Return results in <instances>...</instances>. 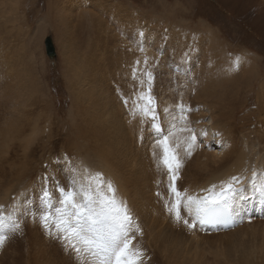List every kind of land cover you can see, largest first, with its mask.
<instances>
[{
	"label": "rangeland",
	"instance_id": "obj_1",
	"mask_svg": "<svg viewBox=\"0 0 264 264\" xmlns=\"http://www.w3.org/2000/svg\"><path fill=\"white\" fill-rule=\"evenodd\" d=\"M54 1L0 0V127L2 125L5 127L10 117H17V110L14 107L18 103H21L25 110L28 102H37L39 105L35 108V111L41 115L43 122L32 123V125H34V129L41 126L45 133L40 132L35 136L33 135L36 141H44L42 146H45L49 142L46 134L51 133L52 125L60 135L52 140L56 151H59L60 147L68 146L74 152L82 154L83 161L92 168L95 165V159L92 158L93 154L88 152V148L94 144L96 145V140L89 138L90 141H86L84 139L82 130L86 116L81 112V107L89 106L93 109V105H99L98 103L100 105L112 103L117 110L113 115H118V108L122 100H131L132 97L129 98V96L136 93L138 89L139 91L147 90V84L145 83L141 88L139 81L146 80L143 74L145 71H150L154 77L151 94L155 97V106L159 102L163 106L166 104L165 107L168 106L169 109H172L173 106L175 108V111L174 109L169 110L168 114L162 115L165 107L161 105L162 108L158 103L162 108L157 111L158 113L159 110L161 112L159 113L162 115L160 118L168 125L172 124V121H177L176 123L180 125L177 126V129L184 127L186 124L187 128H190L196 134L197 140L200 138L199 141L196 140L191 155H188L186 151L184 152L185 148L177 150L180 152L179 158H181L182 166L179 168L181 174L175 183L178 190L187 193L205 186L207 174L214 169L211 163V158L215 154L214 151L217 154L218 151L222 152L220 151L221 148L223 150L222 144L218 143L217 145L212 135L208 134L207 137L209 131L205 128L209 127L207 123L209 115L219 116L222 113L224 117L231 119L229 122L236 131L237 144L241 143L247 132H252L254 128L258 127V123L252 122H255L261 116L257 104L261 101L256 100L258 92L264 87V0H56L60 4L58 7L62 8L59 9L61 20L56 19L54 12L51 13L49 10V7H52L49 5ZM84 1H86V4ZM114 2L120 7L127 8V15L130 14V17L121 14L123 20L119 22L122 29L116 26L115 16H112V13L107 15L105 12L110 9L109 3L114 4ZM89 8L90 11L87 10ZM139 17H144L143 19L146 21H139ZM47 36L51 37L55 47L56 58L54 62L48 60L49 58L45 53L44 39ZM202 39L207 40L206 54L205 56L203 54V57L197 44ZM94 46L96 47L94 48ZM70 54L81 58L83 62L85 60L87 64L83 69L87 70V66L88 68L90 66L95 68H91L94 75L88 71H91L90 68L86 73L82 67L78 68V66H75L76 69L71 70L73 66L68 59ZM82 60L79 61L82 62ZM92 60L96 61L95 64H90L94 63ZM136 61H140L138 66ZM134 68H137V78L135 80L133 79ZM244 71H247V75L243 80L241 73ZM19 73L23 74H21L22 79L20 78L23 81L22 84L28 87L26 96L20 95L17 81L13 80L16 79V75ZM207 76L210 77V81L213 79L209 85L206 84ZM218 76L225 79L228 76L232 77V84L240 85L235 89L237 96L230 100L232 98L230 93H222L218 87L220 86L217 82ZM225 79H222V85ZM26 81L27 83H25ZM244 82L247 83V87H244ZM202 84L206 87H203ZM70 85L72 86L70 87ZM79 87L83 92L79 91ZM201 87L207 88V90L203 88L201 90ZM76 88L79 90L77 91ZM86 89L92 94L84 91ZM105 89L108 97L105 95ZM80 92L81 94L85 92L82 95L83 97L79 96ZM200 92H204L203 97L202 95L199 97L198 93ZM32 94L34 97H32ZM91 95L90 99L89 96ZM104 95L109 100L105 101ZM118 98L121 100L118 101ZM79 100H83L85 104ZM171 101L174 104H170ZM214 102L217 104L215 108ZM219 102L222 105L221 107L218 105ZM129 104L131 103L129 102ZM178 104L186 105L185 107L188 109V112L185 113L186 120L183 123L180 120L179 109L175 107ZM158 105L156 107H159ZM12 109L16 112H12ZM125 111H122L121 117L134 113V111L133 113ZM186 121L187 123H185ZM249 121H251V125ZM195 122H197V125ZM90 126L91 129L90 127L89 129L93 131L95 125H93L94 127ZM40 128L37 130L39 131ZM211 129L213 134L218 133L217 127L213 129L212 126ZM178 132L180 137L177 135ZM177 133L179 140L182 139L183 141L184 139L186 141L190 136L187 131H177ZM60 140L61 146H59ZM205 140L207 141L205 142ZM36 141L34 140L33 143H36ZM151 141L149 140V143L153 142ZM145 144L146 140L141 143L139 148ZM182 144L181 142V146ZM184 146L186 147V145ZM95 147L98 148L97 145ZM40 148H37L34 153L36 155L34 175L42 174V171L46 169L41 163L46 158L48 149ZM80 152L87 154L83 155ZM161 156L162 151L159 160L156 159V162L152 163L156 164L158 161L160 162L159 165H163L160 159ZM204 157L208 159H204ZM22 159L23 153L20 157V160ZM29 161L33 163L31 156ZM145 161L147 163L142 166L153 165L150 164L149 160L145 159ZM98 169H101L100 165ZM91 170L93 174L98 173L96 168ZM153 174L155 177L151 176ZM156 174L160 178L162 175L163 178L158 179L159 176L156 177ZM166 175L162 174L160 168H155L151 173L144 175L149 187L153 185V189L151 187L152 191L148 186L146 189L152 192L151 194L148 191L151 195L155 193L153 196L148 195V192V194L146 193L149 200L152 197L156 201L161 200L162 197L166 199L163 200L162 198L161 201L158 200L157 202H154L153 199L152 203L149 202V206H152L153 212L156 213L150 232L144 230L141 224L134 222L142 230V236L140 233L138 235L135 232L133 233L136 238L141 237L138 238V244L135 238L133 245L142 251L144 250L143 264H170L169 260L171 264H249L247 263V257L252 255L255 249L253 247L260 242L259 238L255 239L254 237L264 234V217L252 215L250 222L238 225L228 234L198 233L193 227L190 228L183 222V220L189 222L183 208L181 209L183 220L180 222L176 218L174 220L173 213L168 211V207L173 202V194L170 192L171 175L168 172H166ZM194 176H196V179ZM35 177L37 178V176ZM159 181H161L160 187L163 188L162 190L166 189V191H160L161 188L158 189L159 185H157V188L155 187V184L160 183ZM35 193L37 194V192ZM159 193H162V197ZM27 199L29 204L25 205L26 211H21L26 220L23 238L9 241V251L15 253V257L18 258L14 264L24 263L27 255H31L32 258L33 250L29 248L33 240V229L36 233L39 232L40 235L37 240L46 244L47 256L51 257L55 264H66L67 261L68 264H91L90 257H78L73 250L69 252L65 248L66 241L61 235L53 232L54 225L51 228L52 234H50L49 229L45 228L40 218L44 213L43 209L46 210L41 196L38 197L33 194L32 201L29 197ZM33 225L37 229L33 228ZM250 227L255 228L253 236V229ZM152 231L155 232L154 235H152ZM148 234L154 237L151 243L146 240ZM190 234L199 235V238ZM30 238L31 240H29ZM167 247H173L175 250L168 248V251H166ZM175 254H177L176 259L173 258ZM31 258L26 263H30ZM60 260L61 262H59ZM255 262L252 264H255ZM5 263L3 262V264ZM260 263L264 264L262 260Z\"/></svg>",
	"mask_w": 264,
	"mask_h": 264
},
{
	"label": "bare ground",
	"instance_id": "obj_2",
	"mask_svg": "<svg viewBox=\"0 0 264 264\" xmlns=\"http://www.w3.org/2000/svg\"><path fill=\"white\" fill-rule=\"evenodd\" d=\"M84 3L86 4V1H84ZM59 5L60 4L57 3V1L55 0L54 3L52 2L49 5V6L53 7V8L49 7V10L51 13L54 12V14H55L54 16L56 19L61 20V18L59 17L60 16L59 15V9L61 7L59 8L58 7ZM109 6H110L109 11L108 12L105 11V12L107 13V15L112 13V16H115V20L117 22L116 26H118L119 28L121 27V29H122V25L120 24V22H122L123 18L121 16V14L123 13V16L127 15L128 9L124 8V7H120L119 5L115 4V2H114V4L109 3ZM87 10L90 11V8ZM69 12H71V11H69ZM127 17H130V14H128ZM143 18L139 17V21L145 22L146 20H144ZM56 35H57V33H56ZM97 38H98V36H97ZM206 41L207 40L202 39V40L198 41V43H197L200 52H202V57H203V54H204V56L206 54L205 53ZM52 44H53V41H52ZM97 45H98V43H97ZM53 46H54V44H53ZM95 47L96 46H94V48ZM65 50H67V49H65ZM71 54H72V52H71ZM71 54H70V57L68 56V59L71 61V65L73 66V68L71 70L76 69L75 66H78V68L82 67V69L86 67L87 63H85V60L83 62V60L78 57L79 60H82V62H81L78 60V58L76 56H73V55L71 56ZM91 55H94V54H91ZM65 57H67V56H65ZM93 57H96V56H93ZM55 58H56V56H55ZM55 58H53V59L49 58L48 60H50L51 62H54ZM89 59H91V58H89ZM69 60H67V61H69ZM95 60H97V59H95ZM92 61H94V60H92ZM95 62L96 61H94V63L92 62L90 64H95ZM99 63H101V62H99ZM97 65H99V64H97ZM89 68L91 69L93 67L90 66ZM89 68L87 66L86 69L88 70ZM93 69H95V68H93ZM93 69H91V71L90 70H88V71L93 73L94 72ZM83 70H85V69H83ZM87 70H85V73ZM68 71H69V69H68ZM241 71H243V70H241ZM21 74L22 73H19L18 75L15 74L16 79H13V80L17 81V87L20 91L19 92L20 95L26 96L28 87H27V85L24 86L22 84L23 81H21V79H22ZM80 74H82V73H80ZM241 74H242V79L244 80V77L246 78L247 71H244ZM92 75H94V73ZM224 76H225V74H224ZM90 77H92V76H90ZM205 78H206V76H205ZM222 79H225V78H221L220 76L217 77V82L220 85L218 87L220 88L222 93H225V94L230 93L231 94L230 97H232V98H230V97L229 98L231 100L235 96H237V93H236L237 91L235 92V89H237L240 85L232 84L233 78L229 77V76L226 77L225 80H223V85H222ZM212 81H213V79L210 81V77L207 76L206 84L209 85L210 83H212ZM25 83H27V81ZM33 85H35V84H33ZM71 86L72 85H70V87ZM204 86L205 85H203V87ZM203 87H201V90ZM244 87H247V83H245V82H244ZM14 88H15V86H14ZM79 88H80V90L76 88L77 91L78 90L82 91L81 87H79ZM226 88H229V89L226 90ZM263 88L258 92L257 100H256V101H261V102L257 103L258 104V110H259V112H261V116L259 117V119L255 120V122H252V123H258V127L254 128V130L252 132L251 131L247 132L246 136H244L245 138H243L241 140L240 144H237V139H235L236 131L234 128L231 127L230 122H229L231 119H229V117H224L222 115V113H220L219 116L209 115V121L207 122L209 127L205 128L209 131V133L207 132V137H208V134L212 135V137L215 138V142L217 143V145H218V143L222 144L223 150L221 148L220 151H222V152L218 151L217 154L214 151V153L216 155L214 154L213 158H211V163L213 164L214 169H212L207 174L206 179H205V181H207V183L205 184V186L199 190H197V189L191 190L190 189L191 191H189L187 194L191 195V196H195V197H204L206 195H209V193L206 191V189L211 188L212 185H216L217 190H218L219 187L221 186L222 182H227L232 176L244 177L245 178L244 179L245 187L243 189V192L238 194V196L234 199L232 207L230 208L233 211V214L235 217V224L233 225V227L231 229H229L227 231H223L221 229V227H216V228L211 229V230H207L206 228H201L199 226L200 220L196 218L195 214L190 215L186 210H184L186 212V217L189 219L190 224L195 225V226H193V228L195 231H198V233L199 232L200 233L201 232H216V233H220L222 235L228 234V233L232 232L238 225H240L242 223H248V221L251 220L252 215L257 216V217H261V216L264 217V197H262L261 194L256 190V188H254L252 186V184L249 183V179L251 178L253 169H255L257 171V177H256L257 183L260 179L261 170H264V89ZM205 89L207 90V88H205ZM16 90H17V88H16ZM87 90L88 89H86L84 91H86L87 93L90 92L89 90L88 91ZM209 90H211V89H209ZM105 91H106V89H105ZM137 91H136V93L129 96V98L132 97L131 100L130 99L128 100L131 104H129V102H128V105L126 106L124 103V100H122V103H121V105H119V108H118V115H113L114 113H116L115 111H117V110H116L115 106H113V104L109 101L108 102L111 104H109V105L108 104H105V105L101 104L100 105V103H98L99 105H97V104L93 105V107H94L93 109H92V107H89V106L81 107V112L86 116V118H84L86 120H85L84 125H83L82 133H83V135L85 137L84 139L86 141H90L89 138L96 140V145L98 148L96 149L95 144H94L95 146L89 145L90 148H88L89 149L88 152L92 153L93 154L92 158L95 159V161H94L95 165L92 168L93 169L96 168L98 173L103 174V178L105 180H110L113 183L114 187L117 190V192H116L117 198L123 202H126L127 207L130 209L131 214L134 218V222L137 224H141V226L144 230L150 232L152 229V221H153L154 215L156 213L153 212V207L149 206V202L152 203L153 199L155 202L156 199L154 197H152V199L149 200L148 195L152 194L151 187L153 185H150V187H149V185H148L149 183L147 184L146 178L144 179V175L151 173L153 170H155V168L156 169L160 168L161 172L164 176H167L166 172H168V171L164 165H159L160 162L157 161L156 164L159 165L157 167L154 166L156 164L152 163V162H156V159L159 160V156H160V153L162 150H161L160 146L157 145V143H156L157 137L155 136L154 131L151 128V121L145 119L142 122L139 114H135V115L134 114H130V115L128 114V113H133V111H134L133 106H132L133 100H135L137 94L141 90L139 91V89H138ZM213 91H211V92H213ZM231 91H232V93H231ZM90 93H88V94H90ZM83 94H81V92H80V95L79 94L78 95L82 96ZM198 94H199V97L201 95L203 97L204 92H200ZM105 95H106V97H108L107 91H106ZM105 95L103 96V98H106ZM182 95H184V93H182ZM32 97H34L33 94H32ZM89 97L91 99L92 95ZM121 97H122V95H121ZM126 97H128V96H126ZM178 98H179V96H178ZM107 100H109V98L108 99L106 98L105 101H107ZM119 100H121V99L118 98V101ZM79 101H81V100H79ZM172 102L173 101H171L170 104ZM13 103H15V101H13ZM83 103H84V101H83ZM158 103L159 102H157L156 106L158 105ZM168 104L169 103H167V105ZM172 104H174V103H172ZM38 105L39 104L37 102H31L30 101L26 104V109L24 110L21 103H18L16 105V107H14L17 110V117H10L8 119V121L6 122L5 127L1 124L2 127H4V128H3V130L0 131V216H2L4 218V220H3V224H4L3 234L6 236V240L4 242V245L2 247H0V264H3V262L5 263V261H6L5 264H14L18 260V258L15 257V253H13L12 251H9V243L11 242V240H18V238H23V231H24V225H25L26 220L24 219L25 216H23L21 211L22 210H23V212L26 211L25 205L29 204L27 197L31 198V201H32L33 194H35V196H38V197L41 196V199H42L44 191H49L50 193L53 194L52 195L53 208L50 211L52 213H54L55 207L59 206L58 205L59 193L57 191L56 186L70 185L74 174H79L81 172H88V173L93 174V172L91 170L92 168L89 167L88 164L83 161L84 157L82 156V154L74 152V150L69 148L68 146L60 147L59 151H56V149L54 147V142H52V140L55 139L57 136H60V135L57 131H55V127L53 128L52 125H51V128H52L51 133L48 132V134H46L47 135L46 137L49 139V142L46 143L45 146H42L44 141H41V140L36 141V139L33 137V135L35 136V135H37V133H40V132L45 133L44 129L41 126H40L41 128L38 127V128H40V130L38 131L37 130L38 128L34 129L33 128L34 125H32V123H42L43 122L41 115H39L35 111V108ZM159 105H160V103H159ZM165 105L164 106L162 105V106L165 107ZM216 105H217L216 102H214V108L216 107ZM218 105L220 107L222 106L220 104V102ZM160 106L156 107L157 111L159 108L162 107V106L161 107ZM167 107L168 106H166L165 108H167ZM173 107H171L172 109H169V108L168 109L169 110L174 109V111H175V108H173ZM175 107H177V106H175ZM30 108H31V110H30ZM40 109H41V107H40ZM123 110L124 111L126 110L128 112L127 113L128 115L123 116L125 118L121 117ZM37 111H39V110H37ZM12 112H16V111L13 110ZM163 112H164V110H163ZM163 112H162V115L165 114ZM214 112H215V110H214ZM34 113H35V115H34ZM78 113H79V110H78ZM159 113H161L160 110H159ZM159 113H158L159 123H160L161 127L165 130V132H167L170 125L165 124L167 122H164V120L162 118H160V116H162V115ZM200 113H201V110H200ZM210 113H212V112H210ZM126 116H128V117H126ZM200 116H201V114H200ZM175 117H177V116H175ZM176 119H174V120H176ZM187 119H188V117H187ZM168 122H169V120H168ZM174 122L175 121H172V123H174ZM176 122H175V124H177ZM182 123H183V121H182ZM185 123H187V121ZM193 123H194V121H193ZM196 123L197 122H195V124ZM245 123H246V121H245ZM250 123H251V121H249V124ZM90 125H92V126L95 125V128L93 129V131L90 130L91 129ZM178 125L179 124H177V126ZM200 126H202V125H200ZM212 126H213V129H215L216 127L218 128V133L213 134V131L211 129ZM2 127H0V129ZM89 127H90V129H89ZM198 127H196V129H198ZM179 128H181V127H179ZM194 129H195V127H194ZM199 130H201V129H199ZM27 132H29V133H27ZM89 132H90V135H89ZM87 133H88V135H87ZM214 133H215V131H214ZM178 134H179V132L177 133V135ZM99 137H101V138H99ZM202 138H203V135H202ZM199 139L197 141H199ZM34 140L36 141V143L34 142L35 144L33 143ZM144 140H146V144L143 147L139 148L141 143ZM149 140H152L153 142L151 141L152 143H149ZM180 140L184 145H186L184 143L185 139H184V141L182 139H180ZM208 140H209V138H208ZM206 141L207 140H205V142ZM60 142H61V140L59 141V146L62 145V143H60ZM183 144L180 147L181 148L180 150H183L184 148H186ZM76 146H77V144H76ZM40 147L42 149H44V148L48 149L46 158L41 163L46 169L42 171V174L34 175V167H35V161L34 160L36 157V155H34V153L36 152L37 148H40ZM88 149H86V150H88ZM184 152H185V150H184ZM22 153H23V159L20 160ZM80 153H83V152H80ZM153 153H155L156 155L154 156ZM84 154L85 153H83V155ZM30 156L33 160V163H30V161H29ZM203 156H205V155H203ZM187 157H189V156H187ZM209 157H210V155H209ZM206 158L207 157H204V159H206ZM145 159L149 160L151 162V163L150 162L149 163L153 164V165L142 166L143 164L147 163V161H145ZM99 165H100L101 169H98ZM75 168L77 169L76 171H75ZM164 170H166V171L164 172ZM155 173H157V172H155ZM180 174H181V172L179 169L178 176ZM35 176H37V178ZM151 176H154V174ZM158 176L159 175L156 174V177H158ZM195 177L196 176H194V178ZM162 178L163 177L161 175V178L159 176L158 179H162ZM150 179H152V178L150 177ZM154 179H155V181H157L156 178H154ZM192 180H194V179H192ZM159 182H160L159 184H155L156 188H157V185H159L158 189L161 188L160 187L161 181H159ZM162 182L164 183V181H162ZM157 183H158V181H157ZM163 183H162V186H163ZM147 186L149 187V189L151 191L146 189V188H148ZM156 188H155V190H156ZM152 189H153V187H152ZM162 189L163 188H161L160 191H164V190L166 191V189H164V190H162ZM148 191H150L151 194ZM35 192H37V194ZM143 192H145V193H143ZM158 192H159V190H158ZM202 193H204V194H202ZM156 194L158 195V193H156ZM159 194L161 196L162 193H159ZM153 195H151V196H153ZM151 196H150V198H151ZM161 197H156V198H161ZM147 198H148V201L146 200ZM162 198H161V200H162ZM164 199H166V198H163V200ZM173 199H174V197H173ZM158 200H160V199H158ZM151 203H150V205H151ZM43 205L45 206L44 203H43ZM41 208H43V207H41ZM154 208H157V207H154ZM37 209H38V207H37ZM39 211H38V214H39ZM44 211L45 210L43 209V212ZM33 214H35V213H33ZM15 223L19 224V228L16 230H13L12 226ZM186 226H188V225H186ZM33 228L37 229L34 225H33ZM250 228L253 229V232H252V236H253V234L255 232V228L254 227H250ZM237 229H239V228H237ZM190 231H191V229H190ZM53 232H56L55 227H53ZM154 234H155V232L152 231V235H154ZM194 234H196V233L194 232ZM39 235H40L39 232L36 233V231L33 229V240H32V243H30L31 247L29 248V249L33 250L32 258H31V255H27V257H25L24 263L18 262L16 264H25L30 258H31L30 263H26V264H55L54 260L51 257L47 256L46 248H45L46 244L41 243L39 240H37V237H39ZM137 235H138V233H137ZM140 235H141V233H140ZM190 235L193 236L192 234H190ZM194 236L197 238L199 235H197V236L194 235ZM135 238H136V236H135ZM138 238H139V236H138ZM138 238H136V240H135V241H137V244L139 243L138 240L141 237L139 239ZM254 238L255 239L259 238L260 242H258V244L253 247V248H255L254 252L252 253V255L247 257V263L252 264L254 261H256L257 263L255 262V264H261L260 263L261 260L264 263V234L257 235ZM168 239H169V236H168ZM29 240H31V238ZM146 240L148 243H151L154 240V237H152L150 234H148ZM162 245H164V244H162ZM65 248L67 250H69V252L72 251V248L68 245L67 242H65ZM168 248L174 249L173 247H167L166 251H168ZM165 254H166V252H165ZM181 255H183V254H181ZM176 257H177V254H175L173 256L174 259H176ZM58 259H57V261H58ZM59 262H61V260ZM67 262H65V263L68 264ZM169 262L171 264L170 260H169Z\"/></svg>",
	"mask_w": 264,
	"mask_h": 264
},
{
	"label": "snow or ice",
	"instance_id": "obj_3",
	"mask_svg": "<svg viewBox=\"0 0 264 264\" xmlns=\"http://www.w3.org/2000/svg\"><path fill=\"white\" fill-rule=\"evenodd\" d=\"M139 63L140 61H136L137 66ZM136 72L137 68H134V80L137 78ZM143 75L146 80H140L139 84L143 88L146 83L147 90L140 91L133 100V114H139L142 122L145 119L151 121V128L157 137L156 143L162 150L160 159L171 175L170 192L174 197L168 211L175 215L177 221L183 220L182 208L190 215L195 214L201 223L219 220L232 207L238 194L243 192L245 178L232 176L227 182H222L218 190L216 185H212L206 189L209 195L204 197L191 196L186 191L178 190L175 182L181 167L177 151L181 147V141L176 132L190 133L184 141L188 155L192 154L197 136L186 124L177 129V125L172 123L165 132L158 120L155 97L151 94L154 77L150 71H145ZM124 103L127 106L128 100L124 99ZM177 108L180 120L185 121L188 109L183 104H178ZM164 113L168 114L169 109L165 108ZM256 177L257 171L253 169L249 183L264 197V170H261L258 183ZM56 188L59 206L55 207L54 213L50 211L53 208V194L44 191L42 197L46 210L40 218L50 234L54 225L56 233L62 236L77 256L90 257L91 264H143V251L133 245V233L142 234V230L134 223L126 202L117 198V190L110 180H105L101 173L81 172L74 174L70 185ZM3 220L0 216V247L6 240ZM183 222L190 228L194 226L187 220ZM12 228L18 229L19 224H13Z\"/></svg>",
	"mask_w": 264,
	"mask_h": 264
},
{
	"label": "water",
	"instance_id": "obj_4",
	"mask_svg": "<svg viewBox=\"0 0 264 264\" xmlns=\"http://www.w3.org/2000/svg\"><path fill=\"white\" fill-rule=\"evenodd\" d=\"M44 48H45V53H46V56L50 59H53L55 58V48L52 44V39L50 36H47L45 39H44Z\"/></svg>",
	"mask_w": 264,
	"mask_h": 264
}]
</instances>
